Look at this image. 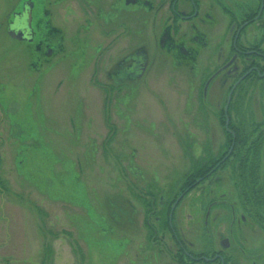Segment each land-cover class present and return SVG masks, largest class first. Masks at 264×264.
Listing matches in <instances>:
<instances>
[{"label": "rangeland", "instance_id": "rangeland-1", "mask_svg": "<svg viewBox=\"0 0 264 264\" xmlns=\"http://www.w3.org/2000/svg\"><path fill=\"white\" fill-rule=\"evenodd\" d=\"M25 1L31 44L8 34ZM141 1L0 0V264H264V217L221 163L245 136L264 186V81L228 105L234 77L216 73L260 3L220 0L210 31ZM241 37L264 49V15Z\"/></svg>", "mask_w": 264, "mask_h": 264}, {"label": "flooded vegetation", "instance_id": "flooded-vegetation-1", "mask_svg": "<svg viewBox=\"0 0 264 264\" xmlns=\"http://www.w3.org/2000/svg\"><path fill=\"white\" fill-rule=\"evenodd\" d=\"M219 1L220 0H144L142 3L143 4L142 9L149 8L152 5L151 4L152 2H154V4L157 3L158 6L161 8L165 7V4L167 3L168 5L167 10H169V13L171 17H173L174 21L177 20V21H182L184 23H195V22L208 23L210 24L209 25L210 31H213L214 26L216 27L217 25L216 20L218 17L219 7H220ZM258 1L260 5L256 10L245 12V16L241 18V23L240 20L238 21L239 25L235 22V25L238 26V29L237 32L234 33L231 38L232 41H231L230 51L232 57H230V60L223 68L218 69L216 72L218 73L226 70L228 76L234 77L235 80L234 86L237 83H238L237 86H239L245 81H250V82L252 80L254 81L257 80V82L264 81V49L261 48L260 46L261 44L258 45L253 44L251 46H248L246 44L241 43V38H242L241 36L244 30L250 25L257 23L264 15L263 0H258ZM141 2H142L141 0H125V4H127V6L130 5L137 6L140 5ZM34 6L35 5H33L32 2L25 1L22 6V11L14 14L12 22L8 24L9 25L8 30L16 28L17 32L20 31L21 33L20 35L22 36L21 42L26 44H31L35 40V31L33 28ZM222 11L224 13L225 12L228 13L225 8H222ZM30 15H31L30 23H28ZM28 24H30V27H28ZM205 26L207 28V25ZM192 27L195 28V31L199 35H201L200 29H198V25L193 24ZM163 33H165V31ZM199 35L194 38L195 44L198 42V38L201 37ZM203 37H208V36L204 34ZM159 43L162 48L165 47V44L168 45L170 43V37H168V35L165 34L163 38H161ZM183 44L185 43L183 42ZM186 48L187 47L184 45L182 46L180 51L185 56H190L191 52H188ZM169 49L171 48L169 47ZM180 200L181 198L178 201ZM174 211L175 209L173 210L172 214L169 217V224L167 226V229L169 230L174 229L171 223L172 222L171 217L173 216ZM175 235L176 234L173 233V236L177 238ZM180 246L181 249H183L182 244H180ZM215 259H216L215 262H219V264H228V262L225 260V258L222 255L217 256ZM209 263L213 264L212 262H208L207 264Z\"/></svg>", "mask_w": 264, "mask_h": 264}, {"label": "trees", "instance_id": "trees-1", "mask_svg": "<svg viewBox=\"0 0 264 264\" xmlns=\"http://www.w3.org/2000/svg\"><path fill=\"white\" fill-rule=\"evenodd\" d=\"M245 142L246 137L243 135H238L235 139H232L231 145H233V149L230 153V156L227 158V156L229 155L227 153L226 156L221 160V163L229 160L230 158L235 161L237 160L238 166L236 171L238 174L241 173V181L239 182V184L242 187V199L244 198L245 203L248 206L252 216L255 217V220L261 224V218L264 217V214L261 213L262 211H264V186H261L263 185V183L260 184V182L262 181L259 177H257L260 171L259 149H257L256 147L254 149H252L253 147H248L246 149L244 148V150L241 151L240 149L245 146ZM220 168L221 166H218V162L214 163L213 165H209L208 163L202 166V168L197 169L198 172L196 173V177H198L199 175L201 182L203 179L208 178V176L212 175ZM246 177H249V179H246ZM171 214L170 211H168V215L166 217L167 226L169 224V216Z\"/></svg>", "mask_w": 264, "mask_h": 264}, {"label": "water", "instance_id": "water-1", "mask_svg": "<svg viewBox=\"0 0 264 264\" xmlns=\"http://www.w3.org/2000/svg\"><path fill=\"white\" fill-rule=\"evenodd\" d=\"M30 18H31V15L29 16V22L30 23ZM28 27H30V24H28ZM8 34L11 38L15 39V40H18V41H21L22 40V36L20 35V31L17 32L16 31V28L15 29H9L8 31ZM238 83L233 87V89L231 90L230 92V95H229V98H228V105L230 103V100H231V97H232V94L234 92V89L237 87ZM228 105H227V108H226V112H227V109H228ZM226 126L228 127L229 126V120L227 118V121H226ZM175 208V206L173 207V209Z\"/></svg>", "mask_w": 264, "mask_h": 264}]
</instances>
